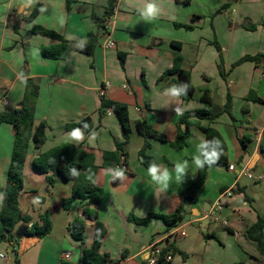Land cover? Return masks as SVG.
<instances>
[{"label":"crops","instance_id":"0c3cea01","mask_svg":"<svg viewBox=\"0 0 264 264\" xmlns=\"http://www.w3.org/2000/svg\"><path fill=\"white\" fill-rule=\"evenodd\" d=\"M155 2L160 10L156 19L146 20L140 10ZM41 5L33 20L27 17ZM107 9L111 11V25ZM198 17V18H195ZM106 18V19H105ZM192 26L191 30L184 26ZM42 26L63 35L72 46L67 60L43 57L41 49L57 41L35 35ZM252 27H256L252 29ZM94 34L96 49L92 56L78 48ZM110 34L115 47H103ZM180 43L182 69L189 72L195 88L189 101L172 98L166 90L178 87V75L172 73ZM257 60H243L245 57ZM35 80L40 89L32 103L35 126L47 124V140L41 148L31 143L24 170V190L20 206L30 223L20 222L14 231L15 249L0 245V264H83L84 250L92 246L95 222L86 219L87 241L73 239L71 224L84 218L87 201H76L70 210L57 209L51 215L53 228L47 236H27L32 224L49 208L70 197L73 183L50 172L49 184L43 175L44 196L38 188L33 160L61 143L82 146L92 153L98 170L95 183L104 196L96 206L99 220L107 234L101 252L108 264H147L150 246L160 250L175 248L168 264H257L264 262L256 245L246 237L247 231L264 218V180L249 179L264 175V0H76L68 11L66 0H0V112L20 108L26 96V83ZM110 84L104 99L129 108L131 134L124 148V159L104 167L106 152L116 150L123 141V129L112 109L101 111L98 89ZM208 90L213 101L214 119L203 120L204 126L219 131L227 144L228 165L209 168L205 184L192 199L184 191L197 180L194 157L202 158L200 145L204 134L191 127L187 145L172 147L178 135V121L183 113L203 108L201 97ZM263 102L247 100L250 93ZM231 98L230 112L225 106ZM182 114H177V110ZM90 118L94 132L88 136L78 128L83 140L71 139L67 125ZM145 121L165 136V141L149 140L146 154L155 158L161 170L172 175L166 191L152 182L140 155L146 139L137 129ZM76 129V128H75ZM15 130L0 124V212L11 163ZM188 162L180 181L174 171L176 163ZM235 170L230 171L229 166ZM123 170V178H117ZM39 174V173H38ZM244 179L253 181L252 184ZM233 190L217 217H212L215 203L224 191ZM45 193V192H44ZM38 197L45 201L39 203ZM28 203L27 211L24 206ZM183 208V220L174 226L159 217L148 224H137L150 214L171 215ZM37 214V216H36ZM185 230L186 238L170 240L173 228ZM69 252L70 259H64Z\"/></svg>","mask_w":264,"mask_h":264},{"label":"trees","instance_id":"16d2710c","mask_svg":"<svg viewBox=\"0 0 264 264\" xmlns=\"http://www.w3.org/2000/svg\"><path fill=\"white\" fill-rule=\"evenodd\" d=\"M75 1L76 0H66L68 11L71 10ZM40 9L41 5L35 8L27 19L33 20L39 13ZM107 12L108 15L105 17L110 18V9H107ZM184 27L188 30L193 28L188 25ZM255 28L256 27H252V29ZM33 33L35 35H41L57 41V44L41 49L43 57L51 60H67L70 58L72 46L70 41H68L63 35L42 26H35ZM95 38L94 34L89 35L88 41L82 44L78 48V51L88 56H92L96 49L97 41ZM172 46L177 49V53L174 57L171 72L177 73L178 75V87H181L184 84L189 85L186 95L180 97L183 101H189L194 97L195 88L192 84L190 73L182 69L183 57L180 53L182 45L180 43L173 42ZM243 60H257V57L247 56ZM26 89L25 100L20 108L0 112V124H11L15 130V141L11 163L7 176L2 209L0 212V245L7 242L13 246L14 249L16 245L14 240V231L17 225L20 222H31L30 217L23 215L20 206V198L24 190V170L30 145L31 143H34L36 148H41L47 140V124L42 122L35 126L34 123L32 103L38 97L40 87L35 80L31 79L27 81ZM247 100L263 102L262 99L254 95L253 92L250 93ZM201 101L203 103L202 109L185 112L179 118L178 135L175 142L172 143V147L176 150H182L187 145L191 127H196L204 134L205 144L207 145L208 150L214 149L220 154L218 161L211 166L228 165V149L223 136L214 127L204 126L202 124L203 120L212 121L215 118L213 115V101L208 90L204 91ZM108 109H112L119 118L123 129V141L116 143L115 151L105 153L104 167H112L118 164L121 159H124V164L126 166L124 148L128 144L131 134L129 108L125 104L108 101L102 98V113H105ZM230 109L231 98H229V102L225 106L224 111L230 112ZM75 128H83L85 136L93 134L94 132L93 124L90 118L83 119L78 123L67 125L68 130ZM136 129L138 133L146 139V143L140 152L143 164L147 168L152 162L158 164L155 158L148 156L146 152L151 146L149 140L165 141V136L155 131L145 121H137ZM217 140H219V143H216ZM201 159H203V156ZM33 168L37 173L47 175L49 184L53 185L54 183V178L48 176L50 172H53L54 175H60L64 180L71 181L73 183V188L71 196L62 198L57 206L46 210L40 216L39 222L33 223L31 229L26 231V235L37 237L47 236L53 228L51 215L54 211L59 208L70 210L76 201H87L88 206L84 209V218H78L71 224V235L73 239L84 244L87 241L85 220H93L95 222L93 243L90 248L84 250L82 263L108 264L110 262L109 257L101 252L102 242L107 234V229L99 220L98 212L95 209L96 206L101 204L104 193L102 188L97 186L95 183L98 168L95 165V158L93 154L87 152L82 146H76L71 143L64 142L37 156L33 160ZM209 168L208 164H205L202 169L199 168L197 180L184 191L186 199H192L197 190L205 184ZM73 169H75L76 174L72 173ZM37 201L39 203H43L45 199L43 197H38ZM152 217H159L168 225L174 226L183 220V208L180 207L171 215L150 214L144 219L131 215L130 219L137 224L146 225ZM246 237L249 241L256 245L260 255L264 256V218L262 216L259 217L256 224L249 228ZM170 251L175 253L176 249L171 247L163 251L157 264H168L169 262L166 261V255ZM257 264H264V262L257 260Z\"/></svg>","mask_w":264,"mask_h":264},{"label":"clouds","instance_id":"9594fccd","mask_svg":"<svg viewBox=\"0 0 264 264\" xmlns=\"http://www.w3.org/2000/svg\"><path fill=\"white\" fill-rule=\"evenodd\" d=\"M23 2V0H22ZM34 0H27L28 3H33ZM159 8L155 2H147L145 3L144 7L140 10V16L143 17L146 20L149 19H156L157 16L159 15ZM189 85L184 84L181 87H171L166 90V95L171 96L172 98H179L181 96L186 95L187 90H188ZM177 114H182L181 111L178 109ZM70 137L74 141H81L83 140V135L81 131L76 128L73 129L70 133ZM216 143H219V140L216 141ZM201 154L203 156V159L200 157H194L193 162L197 168H203L205 164H208L209 167H211L212 164H215L218 159L220 154L217 153L214 149L213 150H208V147L206 144H201ZM188 168V162L184 161L182 163L178 162L175 165L174 171L176 174V180L180 181L183 175L185 174L186 169ZM73 174H76L75 169L72 170ZM148 175L151 177L152 182H154L156 185L159 186L160 191H166L169 187V182L172 179V175L169 172L167 168H164L161 170L160 165L152 162L149 164L148 169H147ZM115 176L117 178H123L124 172L123 170H117L115 173Z\"/></svg>","mask_w":264,"mask_h":264},{"label":"built area","instance_id":"2783aa9c","mask_svg":"<svg viewBox=\"0 0 264 264\" xmlns=\"http://www.w3.org/2000/svg\"><path fill=\"white\" fill-rule=\"evenodd\" d=\"M112 23V19L110 18L109 21H108V25H111ZM103 47L106 48V49H109V48H113L115 47V41L111 38V35L108 34L104 40V43H103ZM110 87V84L109 83H106L105 85H103L102 87H100L98 89V95L99 97L101 98H104L105 95H106V89ZM229 170L230 171H234L235 170V166L234 165H230L229 166ZM245 175L249 178V179H252V180H264V175H261L259 177H254L251 173L249 172H245ZM234 195V191L233 190H228V191H224L223 193L220 194V196L218 197L216 203H215V207H214V211L212 213V217H217V214L222 211L224 209V207L226 206L228 200L230 198H232ZM188 235H187V232L185 230H180V229H177L176 227L173 228L169 235H168V239H167V243L170 242V240H174V241H177L178 239H181V238H186ZM169 246L171 245H168V248ZM150 250H151V254H150V257L147 261V264H157L158 261H159V258H160V255L161 253L163 252V250H160L159 249V245L158 243H154L150 246ZM172 251H170L167 255H166V261L169 262L171 261L172 259ZM4 254L3 253H0V258H4ZM71 257V254L69 252L65 253L64 254V259H70Z\"/></svg>","mask_w":264,"mask_h":264},{"label":"rangeland","instance_id":"374dc122","mask_svg":"<svg viewBox=\"0 0 264 264\" xmlns=\"http://www.w3.org/2000/svg\"><path fill=\"white\" fill-rule=\"evenodd\" d=\"M37 173V172H36ZM36 175H38V180H37V182H38V188H40V191H42L43 193V195L44 196H46L45 194H47L46 193V191H43V190H46V189H43L44 187H43V182L44 183H46L47 184V182H45L44 181V177L41 175V174H36ZM244 181H247L248 183H250V184H252L253 183V181H251V180H247V179H244ZM45 192V193H44ZM27 208H28V203L24 206V209H25V212L27 211ZM36 216H37V214H36Z\"/></svg>","mask_w":264,"mask_h":264}]
</instances>
